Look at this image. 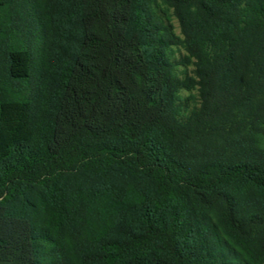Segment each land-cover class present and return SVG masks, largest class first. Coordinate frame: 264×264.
Listing matches in <instances>:
<instances>
[{
  "label": "trees",
  "instance_id": "16d2710c",
  "mask_svg": "<svg viewBox=\"0 0 264 264\" xmlns=\"http://www.w3.org/2000/svg\"><path fill=\"white\" fill-rule=\"evenodd\" d=\"M38 5L48 47L8 76L42 92L0 95V264H264V149L214 148L264 94V0Z\"/></svg>",
  "mask_w": 264,
  "mask_h": 264
},
{
  "label": "rangeland",
  "instance_id": "374dc122",
  "mask_svg": "<svg viewBox=\"0 0 264 264\" xmlns=\"http://www.w3.org/2000/svg\"><path fill=\"white\" fill-rule=\"evenodd\" d=\"M0 22L3 32L0 36V95L2 97H27L41 91V86L33 78L30 81L20 82L10 80L8 76V51L15 47H26L32 51L34 65L39 67L44 50L47 49V26H42L44 12L38 5V0H0ZM41 20V25H38ZM171 23L176 34L180 29L175 18ZM174 58L179 60L185 54L180 47H174ZM193 66H178L176 75L191 72ZM180 98L190 109L198 103V92L183 90ZM264 105V94L253 101L245 103L240 108L229 113L226 117L228 131L223 133L214 145L217 153L241 158L260 153L264 149V118L251 124L248 121ZM40 110V107H39Z\"/></svg>",
  "mask_w": 264,
  "mask_h": 264
}]
</instances>
